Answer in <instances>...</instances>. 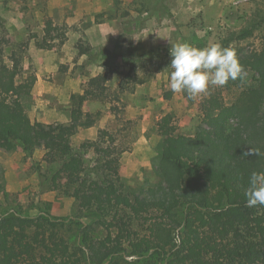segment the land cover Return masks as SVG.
<instances>
[{
	"label": "rangeland",
	"instance_id": "1",
	"mask_svg": "<svg viewBox=\"0 0 264 264\" xmlns=\"http://www.w3.org/2000/svg\"><path fill=\"white\" fill-rule=\"evenodd\" d=\"M260 14L263 18L264 0H0V65L11 67L12 52L20 54L24 77L32 76L30 93L21 100L31 122L67 126L71 110L79 109L83 118L71 145L84 152L86 172L96 168L99 156L81 147L101 142L118 157L122 183L139 193L160 181L156 124L164 114L174 115L178 134L191 137L213 94L230 105L241 88L254 83L255 74L244 68L243 81L229 80L207 96L174 94L169 88L171 45L188 42L202 48L219 42L241 58L261 48L259 30L243 40L237 37L259 22ZM101 23L107 25L102 33ZM104 65L116 68L106 72L104 95L72 100L91 78L104 74ZM86 115L90 127L83 126ZM43 156L41 149L28 158L16 143L0 144L5 190L0 213L13 208L33 216L49 206L51 215L66 221L61 233L71 250L82 254L84 229L93 241L106 232L95 212L81 210L63 189H54L55 166ZM133 258L124 255L119 264Z\"/></svg>",
	"mask_w": 264,
	"mask_h": 264
},
{
	"label": "trees",
	"instance_id": "2",
	"mask_svg": "<svg viewBox=\"0 0 264 264\" xmlns=\"http://www.w3.org/2000/svg\"><path fill=\"white\" fill-rule=\"evenodd\" d=\"M261 19L237 35L243 40L261 31L260 50L239 58L255 74L254 83L241 88L230 105L213 94L191 137L178 134L174 115L164 114L156 124L160 181L139 193L122 183L118 157L101 142L82 145L99 156L96 168L86 172L84 152L71 145L83 118L79 109L71 110L67 126L31 122L21 100L30 93L32 76L24 77L20 54L12 52L11 67L0 65V144L16 143L28 158L43 150V160L55 166L54 189H63L81 210L95 212L106 236L93 241L84 229L79 254L61 233L66 221L51 215L49 206L33 216L10 208L0 213V264H119L124 255L134 257L126 264H264V208L246 207L245 197L249 174L264 171V156L244 155L250 147L264 152ZM104 67L72 100L104 95L106 72L116 71ZM89 119L84 127L92 125Z\"/></svg>",
	"mask_w": 264,
	"mask_h": 264
},
{
	"label": "clouds",
	"instance_id": "3",
	"mask_svg": "<svg viewBox=\"0 0 264 264\" xmlns=\"http://www.w3.org/2000/svg\"><path fill=\"white\" fill-rule=\"evenodd\" d=\"M170 56L169 88L174 94L186 93L189 99L207 96L213 87H223L229 80L243 81L247 76L235 49L219 42L202 48L177 42L171 45ZM244 155L261 157L264 152L250 147ZM245 197L246 207L264 208V171L249 174Z\"/></svg>",
	"mask_w": 264,
	"mask_h": 264
},
{
	"label": "crops",
	"instance_id": "4",
	"mask_svg": "<svg viewBox=\"0 0 264 264\" xmlns=\"http://www.w3.org/2000/svg\"><path fill=\"white\" fill-rule=\"evenodd\" d=\"M107 25L106 24H99V26H98V29H101L100 30V32L102 33V31H103V27L105 28Z\"/></svg>",
	"mask_w": 264,
	"mask_h": 264
}]
</instances>
